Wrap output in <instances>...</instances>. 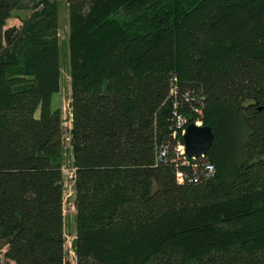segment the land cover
<instances>
[{
  "label": "trees",
  "instance_id": "16d2710c",
  "mask_svg": "<svg viewBox=\"0 0 264 264\" xmlns=\"http://www.w3.org/2000/svg\"><path fill=\"white\" fill-rule=\"evenodd\" d=\"M66 3L62 40V0H0V264H67L65 165L76 264H264V0ZM176 77L188 125L202 105L214 131L212 177L157 160L184 142Z\"/></svg>",
  "mask_w": 264,
  "mask_h": 264
},
{
  "label": "rangeland",
  "instance_id": "374dc122",
  "mask_svg": "<svg viewBox=\"0 0 264 264\" xmlns=\"http://www.w3.org/2000/svg\"><path fill=\"white\" fill-rule=\"evenodd\" d=\"M61 22L62 26L59 30V34H61L62 40L66 39L67 33V26L68 22L67 19L69 18V10H67V3L66 0H62L61 6ZM13 17L10 18L7 22V27H13V25L21 26V16L29 15L31 12L29 9H15L13 11ZM67 48V47H66ZM62 61H63V72H62V85L60 92L56 93L52 98L53 108L61 109V113L63 114V125H64V138H65V145H69L70 140V129L72 128V113H71V97H72V90H71V79L69 76V71L66 68L69 64V55L67 50L63 47L62 52ZM68 59V62H67ZM67 62V63H66ZM65 64H67L65 66ZM181 134V132H180ZM178 136V135H177ZM179 146V145H178ZM68 153V152H67ZM174 156H176L174 154ZM64 171V182H65V202H64V216L66 217L65 221V237L67 240L66 249L69 252L67 256V263L69 264H76L75 262V252L72 250L73 247V240L76 235V228H75V212L76 208L74 205L73 200L71 199L73 196V177L74 172L73 168L65 165L63 168Z\"/></svg>",
  "mask_w": 264,
  "mask_h": 264
},
{
  "label": "built area",
  "instance_id": "2783aa9c",
  "mask_svg": "<svg viewBox=\"0 0 264 264\" xmlns=\"http://www.w3.org/2000/svg\"><path fill=\"white\" fill-rule=\"evenodd\" d=\"M177 77L174 79L173 83V88H172V96L174 97L173 101V112L171 116V120L173 121L174 124V137L178 135L179 132H181L182 136L186 132V128L188 126L189 120L184 114V112L181 109V99L179 97V87L177 86ZM185 100L188 101H193L199 99V97L194 96L190 91L188 93L184 94ZM193 109L195 113L198 114L199 120L196 121L198 125L203 124V119L202 116L204 114V108L202 105L200 107L198 106H193ZM178 144L174 147V154L176 156H171L170 155V150L172 148L171 143L167 142L166 144H162L159 148V151L157 153V160L159 162H165L168 163V161L175 162L176 165L179 164L181 165H188L192 166L196 171L200 168H204V171L206 172V175L209 177H212L215 172V165L209 163V161L206 159V154L202 155V157H192L193 161L190 160L189 156L185 154V144L181 141L177 142ZM179 145V146H178ZM74 170V169H73ZM188 174L186 173L185 170L180 169L179 173H177V177L179 179V182H185L188 179ZM198 176V175H197ZM195 176V177H197Z\"/></svg>",
  "mask_w": 264,
  "mask_h": 264
},
{
  "label": "water",
  "instance_id": "95a60500",
  "mask_svg": "<svg viewBox=\"0 0 264 264\" xmlns=\"http://www.w3.org/2000/svg\"><path fill=\"white\" fill-rule=\"evenodd\" d=\"M183 135L185 152L189 157H202L207 154L213 145L215 137L211 126L196 122L190 123ZM69 264V263H67Z\"/></svg>",
  "mask_w": 264,
  "mask_h": 264
},
{
  "label": "bare ground",
  "instance_id": "6f19581e",
  "mask_svg": "<svg viewBox=\"0 0 264 264\" xmlns=\"http://www.w3.org/2000/svg\"><path fill=\"white\" fill-rule=\"evenodd\" d=\"M184 152H185V150H184ZM186 153V152H185ZM188 155V154H187Z\"/></svg>",
  "mask_w": 264,
  "mask_h": 264
}]
</instances>
